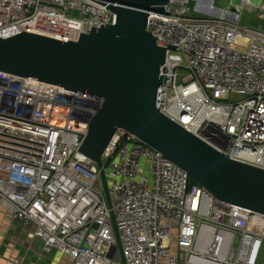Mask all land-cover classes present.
<instances>
[{"label":"built area","instance_id":"obj_1","mask_svg":"<svg viewBox=\"0 0 264 264\" xmlns=\"http://www.w3.org/2000/svg\"><path fill=\"white\" fill-rule=\"evenodd\" d=\"M246 6L253 16L242 22ZM165 12H149L146 26L158 46H175L166 51L160 112L230 160L264 170V0L225 8L170 0ZM115 16L93 0H0V38L77 41ZM101 103L0 72V207L30 227L28 237L70 264H121L112 213L125 264H258L264 215L215 201L122 129L101 159L108 208L96 164L79 152Z\"/></svg>","mask_w":264,"mask_h":264},{"label":"water","instance_id":"obj_2","mask_svg":"<svg viewBox=\"0 0 264 264\" xmlns=\"http://www.w3.org/2000/svg\"><path fill=\"white\" fill-rule=\"evenodd\" d=\"M115 23L91 27L77 41L26 32L0 38V72L95 95L102 103L87 121L79 152L96 164L111 207L102 156L122 129L161 153L217 202L264 215V170L230 160L160 112L166 51L146 30L148 13L168 18L170 0H93ZM116 238L115 261L125 264ZM112 258V252L107 255Z\"/></svg>","mask_w":264,"mask_h":264},{"label":"crops","instance_id":"obj_3","mask_svg":"<svg viewBox=\"0 0 264 264\" xmlns=\"http://www.w3.org/2000/svg\"><path fill=\"white\" fill-rule=\"evenodd\" d=\"M29 226L11 218L0 207V264H70L71 260L56 250L46 252L39 239H30Z\"/></svg>","mask_w":264,"mask_h":264},{"label":"rangeland","instance_id":"obj_4","mask_svg":"<svg viewBox=\"0 0 264 264\" xmlns=\"http://www.w3.org/2000/svg\"><path fill=\"white\" fill-rule=\"evenodd\" d=\"M217 7L225 8L227 6V3H232V5L236 6L239 4V0H214ZM251 3L255 4V6H258L261 0H249ZM230 9V8H229ZM253 16V11L251 7L246 6L243 11L242 15V22H246L250 20ZM258 264H264V247L260 254V259Z\"/></svg>","mask_w":264,"mask_h":264},{"label":"bare ground","instance_id":"obj_5","mask_svg":"<svg viewBox=\"0 0 264 264\" xmlns=\"http://www.w3.org/2000/svg\"><path fill=\"white\" fill-rule=\"evenodd\" d=\"M24 79V78H23ZM86 129H87V123H86ZM84 138V137H83Z\"/></svg>","mask_w":264,"mask_h":264},{"label":"trees","instance_id":"obj_6","mask_svg":"<svg viewBox=\"0 0 264 264\" xmlns=\"http://www.w3.org/2000/svg\"><path fill=\"white\" fill-rule=\"evenodd\" d=\"M192 184V183H191Z\"/></svg>","mask_w":264,"mask_h":264}]
</instances>
